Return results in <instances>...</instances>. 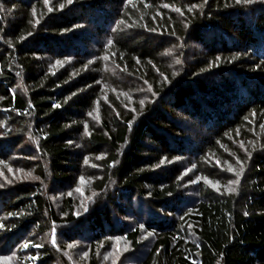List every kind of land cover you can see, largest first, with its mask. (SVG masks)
I'll use <instances>...</instances> for the list:
<instances>
[{
  "label": "trees",
  "instance_id": "trees-1",
  "mask_svg": "<svg viewBox=\"0 0 264 264\" xmlns=\"http://www.w3.org/2000/svg\"><path fill=\"white\" fill-rule=\"evenodd\" d=\"M212 155L239 158L235 192ZM0 163V257L69 264L53 223L90 264L115 238L132 264H264V0H0ZM79 176L115 187L82 224L46 192Z\"/></svg>",
  "mask_w": 264,
  "mask_h": 264
},
{
  "label": "rangeland",
  "instance_id": "rangeland-1",
  "mask_svg": "<svg viewBox=\"0 0 264 264\" xmlns=\"http://www.w3.org/2000/svg\"><path fill=\"white\" fill-rule=\"evenodd\" d=\"M19 85L20 86L17 89L22 91V89L24 88L23 82H20ZM126 100H127L125 104L126 106L129 107L134 106L133 97H128ZM139 104H142V101H139ZM37 145L38 143L36 140V136L34 134L29 133L27 135V140L24 146H22V148L24 150L32 149L33 151H35L37 149ZM89 157L90 156H88L87 159L85 160L87 161L86 164L95 167L94 163ZM211 160L215 163V165L222 166L224 169L227 170L228 178L221 180L204 179V181L217 191L235 192L236 188L238 187L244 175V172L241 170L237 172V167L241 166L239 158H236L234 162H232V160H229L228 158H221V156L216 157L215 155H212ZM1 167L5 168V165L3 163H0V169ZM185 175H188L189 178L192 176V178H190L191 179L190 181H188V178L186 179L184 178L185 181L184 187L185 189H187L186 193L193 192V194H189V195L194 196L195 195L194 193H196L194 184L203 178H201L200 174L198 175L194 170H192V168H191V172L190 170L186 171ZM22 177L24 179L31 177H32L31 179H34L33 176H31L30 174L28 176L27 172L22 170L21 168H17L11 171L9 174L8 173L5 174V179L8 180V182L9 180H12L14 178L19 179ZM0 178H4V174L1 173V171H0ZM236 181H238V183H236ZM92 183H93L92 179L79 176L74 186L68 188L67 190H64L61 193H57L56 191L54 192L51 187L47 188L46 192L48 198L55 205L57 209H58V205L60 204L64 196L71 194L75 201V218L77 222H79L77 224H82L84 220L88 217V215L91 214V212L95 209L94 208L96 207L95 205L99 204V201H101V203H104L109 200L110 195L113 198V194H114L113 191L115 187H113V185H111L110 190L106 189L103 192H98L94 190ZM229 188L235 190L230 191ZM50 226H51V231L48 234L44 235L41 239L44 244H50L53 247H55L59 252V256L65 257L66 261H68L69 264H90L87 245H85L81 241L65 244L64 240H62V238L60 237L59 233L64 229H67L69 226L63 224L56 225L53 223H51ZM151 236H152L151 233L147 232V230L142 228L141 243L144 245L147 243L148 246ZM63 245H66V248L63 249ZM133 253L134 252L130 248L129 243L126 242L123 238L111 239L108 247L103 249L99 253L98 264H132L131 257ZM28 259L30 258L27 255L24 260L27 261ZM58 260H59V264H62L61 263L62 259H58ZM0 264H22V263L16 260L15 257L14 258L0 257Z\"/></svg>",
  "mask_w": 264,
  "mask_h": 264
},
{
  "label": "snow or ice",
  "instance_id": "snow-or-ice-1",
  "mask_svg": "<svg viewBox=\"0 0 264 264\" xmlns=\"http://www.w3.org/2000/svg\"><path fill=\"white\" fill-rule=\"evenodd\" d=\"M71 2V0H69V3ZM239 2V0H238ZM177 63H179V61H177ZM236 183H238V181H236ZM230 191H234L235 189L229 188Z\"/></svg>",
  "mask_w": 264,
  "mask_h": 264
}]
</instances>
